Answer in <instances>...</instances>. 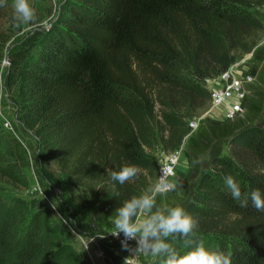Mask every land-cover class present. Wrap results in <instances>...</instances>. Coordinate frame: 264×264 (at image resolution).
<instances>
[{
	"label": "trees",
	"instance_id": "trees-1",
	"mask_svg": "<svg viewBox=\"0 0 264 264\" xmlns=\"http://www.w3.org/2000/svg\"><path fill=\"white\" fill-rule=\"evenodd\" d=\"M6 6L0 7V52L13 35ZM263 6L264 0L60 3L52 27L35 29L11 53L5 76L21 122L50 157L52 166L38 178L44 189V179L58 180L55 168L114 213L124 199L141 194L158 179L156 142L176 151L192 132L190 121L211 106L207 81L264 40V21L256 11ZM14 163L11 181L27 186ZM125 165L138 166L142 175L123 185L112 181L107 169ZM229 175L247 207L233 199L225 184ZM252 191L264 193V124L258 123L231 135L228 154L211 158L183 204L199 222L197 237L231 254L232 264H264V212L252 206ZM16 203L35 210L34 220L41 218L42 199ZM102 215L95 211L94 226L106 223ZM66 224L49 225L58 240L55 255L65 256L64 264H87L70 243L71 222ZM33 231L39 234L40 227ZM175 247L185 250L180 241ZM164 259L154 257L152 264ZM0 264L23 263L0 255Z\"/></svg>",
	"mask_w": 264,
	"mask_h": 264
},
{
	"label": "rangeland",
	"instance_id": "rangeland-1",
	"mask_svg": "<svg viewBox=\"0 0 264 264\" xmlns=\"http://www.w3.org/2000/svg\"><path fill=\"white\" fill-rule=\"evenodd\" d=\"M8 1L4 14L13 35L0 52V255L10 261L19 260L23 264H64L66 257L58 258L59 255H55L59 247L58 240L49 225L52 222L64 224L71 222L72 227L69 229L74 232L75 238L70 243L82 254L87 264H123L124 258L130 253L122 249L115 240L104 236L111 230L114 212L98 206L93 196L74 188L67 175L54 167L53 174L58 180L44 179L45 189L40 184L39 174L44 178L46 176L44 169L52 166L50 157L44 152L36 137L24 127L18 107L6 90L5 76L9 65L7 60L11 53L18 49L21 40L35 29L51 28L58 17L60 3L66 0H30L36 17L31 24L19 26L14 19L12 0ZM256 11L260 12L264 21V6ZM233 67L238 70V74L244 71L254 76V81L246 86L248 92L242 103L243 113L234 120H227L225 113L222 118L215 119L209 114L221 105L214 106L211 98L209 109L200 117L193 118L199 120L198 127L192 129L177 149L179 152L177 166L183 158L182 164L188 166L189 173L181 185L178 184L174 191L166 195H169L170 199L165 202L171 206L176 204L183 206L197 183L201 170L212 157L228 154L229 139L237 129L252 123L264 124V40L254 52L244 55ZM156 143L155 154L160 166V162L172 152L165 151L159 142ZM14 162L26 176L27 186L11 181L8 172L16 167ZM177 177L175 172V178ZM33 198H40L45 204L38 210L41 216L38 220L33 219L35 210L20 209L16 203V199L30 201ZM164 198L166 197H158V200L162 201ZM96 210L104 213L101 218H105L106 223L98 221L96 226L93 225ZM63 216L67 217V221L62 219ZM37 227H40L39 234L33 231L37 230ZM92 237L94 241L90 250L95 263L84 250L82 242V238ZM98 247L102 249V254L94 252ZM153 260L154 256L151 254H142L129 257L128 264H152Z\"/></svg>",
	"mask_w": 264,
	"mask_h": 264
},
{
	"label": "clouds",
	"instance_id": "clouds-1",
	"mask_svg": "<svg viewBox=\"0 0 264 264\" xmlns=\"http://www.w3.org/2000/svg\"><path fill=\"white\" fill-rule=\"evenodd\" d=\"M6 4L7 0H0V7ZM11 6L17 26L34 21L36 12L30 0H12ZM160 163L158 179L141 194L124 199L112 216V227L107 233L116 238L123 234L122 249L130 253L124 258L123 264H128L129 257L140 253L163 256V264H232L231 254L213 250L197 237L199 222L183 206L158 203V197L166 196L177 187L175 174L167 170L164 162ZM107 172L112 181L121 185L134 182L142 175L136 165H125L119 171L107 169ZM225 184L233 199L241 201L242 207H247L248 199H242L241 188L234 178L230 175L225 177ZM249 198L258 212H264V193L252 191ZM93 239L85 242L86 249ZM132 240L136 242L135 247L128 243ZM176 241L182 242L185 249L183 252L175 247Z\"/></svg>",
	"mask_w": 264,
	"mask_h": 264
},
{
	"label": "built area",
	"instance_id": "built-area-1",
	"mask_svg": "<svg viewBox=\"0 0 264 264\" xmlns=\"http://www.w3.org/2000/svg\"><path fill=\"white\" fill-rule=\"evenodd\" d=\"M212 82V87L210 89L211 91V98L213 101L214 106H226L227 110L225 112V117L227 120H234L237 116H239L241 113H243V106L242 103L245 99V96L248 92V88L246 87L247 84L249 85L252 81H254V76L249 72L241 71L240 74L238 72H234L232 70V67H230L228 70L223 71L218 77L212 80H208ZM199 125V120L194 119L190 121V127L192 129L197 128ZM179 158V152L176 150L172 152L171 154L167 155L162 162H164L167 165V170L169 172H173L175 174L176 172V166L178 163ZM161 172V163L159 166V173L158 177L160 176ZM107 237H110L111 240H115V242L121 246V240L123 239V234L119 238L113 237L111 234L104 235ZM88 239H83V248L84 250L89 254L90 259L93 263H95V260L93 261L92 253L90 248H92V242L88 244L87 249L85 248V242L88 241ZM132 247H135L136 242L134 240L128 242ZM122 247V246H121ZM94 252L97 253V248L94 250ZM94 253V254H96ZM143 253L137 254V256L142 255Z\"/></svg>",
	"mask_w": 264,
	"mask_h": 264
},
{
	"label": "crops",
	"instance_id": "crops-1",
	"mask_svg": "<svg viewBox=\"0 0 264 264\" xmlns=\"http://www.w3.org/2000/svg\"><path fill=\"white\" fill-rule=\"evenodd\" d=\"M232 70L234 72H238V70L236 68H234V67L232 68ZM207 86L211 89L212 82L211 81H207ZM225 110H226V107L225 106H220V107L215 108L209 115L213 116V118H215V119H220V118H222L224 116ZM182 163H183V158H182V160L179 161V164H178V166L176 168V173L178 175V177L176 179L177 180V185L180 184L182 181H184L185 178H186V176H188V173H189L188 172L189 171L188 166L186 167V166L183 165L184 163L183 164ZM165 197L166 198H164V200H162V201L161 200H158V203H163V202L166 203L165 200L170 199V196L169 195L168 196H165ZM173 200H175V197H173ZM168 205L171 206V204H168Z\"/></svg>",
	"mask_w": 264,
	"mask_h": 264
},
{
	"label": "water",
	"instance_id": "water-1",
	"mask_svg": "<svg viewBox=\"0 0 264 264\" xmlns=\"http://www.w3.org/2000/svg\"><path fill=\"white\" fill-rule=\"evenodd\" d=\"M7 61L10 63L11 58L9 57ZM97 254H102V249L100 247L97 248Z\"/></svg>",
	"mask_w": 264,
	"mask_h": 264
}]
</instances>
